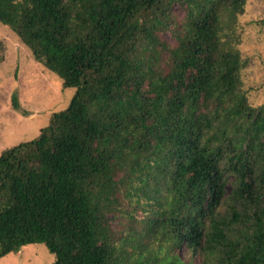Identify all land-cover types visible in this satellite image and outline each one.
I'll list each match as a JSON object with an SVG mask.
<instances>
[{
    "label": "trees",
    "instance_id": "16d2710c",
    "mask_svg": "<svg viewBox=\"0 0 264 264\" xmlns=\"http://www.w3.org/2000/svg\"><path fill=\"white\" fill-rule=\"evenodd\" d=\"M239 1L0 0V21L75 88L36 137L0 151V254L42 243L51 264H196L148 254L139 234L159 227L197 264H264V199L250 207L264 169L254 179L223 145L238 138L264 163V105L239 88Z\"/></svg>",
    "mask_w": 264,
    "mask_h": 264
},
{
    "label": "rangeland",
    "instance_id": "374dc122",
    "mask_svg": "<svg viewBox=\"0 0 264 264\" xmlns=\"http://www.w3.org/2000/svg\"><path fill=\"white\" fill-rule=\"evenodd\" d=\"M239 4L242 7L236 19L240 29V33H236L240 39L237 48L242 60L245 61L240 72L239 88L245 94L246 101L255 107V111L257 107L264 105V0H240ZM170 14L174 18L165 21L166 28L160 35L171 44L175 41L173 25L176 26V22L181 19L184 9L177 3L173 4ZM74 93L75 88L64 86L63 80L55 71L33 57L30 48L16 34L14 28L0 21V151L36 137L39 129L47 125L50 115L64 109ZM13 95H16L17 107L11 103ZM223 145L232 157L239 155L237 159H243L244 156L246 161L255 162L251 172L254 173V179L261 176L264 163H260L256 153H251L240 139L234 138L231 143L223 142ZM120 173L122 172L120 171L118 175ZM163 174V171L159 173L158 170L155 173L159 179ZM224 177L225 206L233 208L239 202L230 203L227 199L235 176L227 172L224 173ZM160 181L159 184L164 183L161 179ZM255 187L250 207L264 199L261 186L257 183ZM225 206H221L218 212L215 211L214 216H217V213L220 217L228 214ZM107 216L111 227L115 231H120L119 219L112 214ZM137 216L139 219L135 222L137 224L135 227L138 229L142 214ZM158 228L153 230L155 242L147 230L139 234L137 241L142 242L148 254L155 257L161 245L163 257L166 254L176 255L183 262L190 261L196 264L202 260L195 246L190 250L184 245L175 247L173 241L164 236ZM160 256L162 257L161 254ZM259 256L264 259L263 252L259 253ZM53 260L54 255L42 243L26 244L0 254V264H51Z\"/></svg>",
    "mask_w": 264,
    "mask_h": 264
}]
</instances>
